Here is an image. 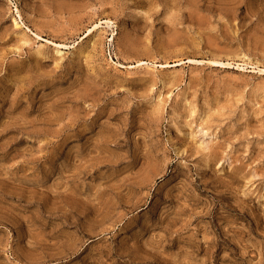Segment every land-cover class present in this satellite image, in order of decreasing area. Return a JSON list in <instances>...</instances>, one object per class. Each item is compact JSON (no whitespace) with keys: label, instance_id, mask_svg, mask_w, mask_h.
<instances>
[{"label":"rangeland","instance_id":"rangeland-1","mask_svg":"<svg viewBox=\"0 0 264 264\" xmlns=\"http://www.w3.org/2000/svg\"><path fill=\"white\" fill-rule=\"evenodd\" d=\"M0 264H264V0H0Z\"/></svg>","mask_w":264,"mask_h":264}]
</instances>
